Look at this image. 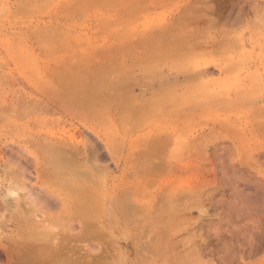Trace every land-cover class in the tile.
<instances>
[{"label":"rangeland","instance_id":"1","mask_svg":"<svg viewBox=\"0 0 264 264\" xmlns=\"http://www.w3.org/2000/svg\"><path fill=\"white\" fill-rule=\"evenodd\" d=\"M98 1L0 0V264L13 242L36 236L21 227L27 192L47 214L66 211L68 190L41 174L48 142L95 145L97 161L78 159L88 172L76 180L108 221L105 264H264V0ZM153 39L199 46L180 71ZM147 42L159 70L131 84L127 106L125 81L143 73ZM75 83L100 94L89 101L97 111L70 97ZM163 84L175 96L130 124Z\"/></svg>","mask_w":264,"mask_h":264},{"label":"bare ground","instance_id":"2","mask_svg":"<svg viewBox=\"0 0 264 264\" xmlns=\"http://www.w3.org/2000/svg\"><path fill=\"white\" fill-rule=\"evenodd\" d=\"M84 1L86 2V0H84ZM118 2H119V0H118ZM79 3L82 4V2H80V1H79ZM124 3H126V2L124 1ZM35 4H36V2H35ZM109 4L110 3H108V5ZM207 6H209V5H207ZM207 6H205V7H207ZM207 8H206V10H208L210 12L209 13L208 11H206L207 14L209 13V15H210L211 13L212 14L214 13V12H211L212 10H214V8H211L210 7V10L211 11L209 9H207ZM76 9H78V8H75V10ZM201 9H204V7H202ZM72 10H74V9H72ZM195 10L196 9H194L193 10L194 12L192 11L191 14H190L191 16L188 15V17H193L194 14L196 15ZM83 11H84V6H83ZM204 11H205V9H204ZM204 11L201 10L200 12H204ZM186 12L187 11H185L184 13H186ZM211 18L214 19V17H212V16H211ZM211 18L210 17H207V19H209V20ZM196 20H198V19H196ZM217 21H218V19H217ZM212 23H213V21H210V24H212ZM170 31L171 30H169V32ZM152 37H154V35H152ZM152 37H150V38H152ZM172 37H174V36H172ZM165 38L166 37L161 38V39L164 40ZM60 40H61V38H60ZM155 40L158 41L159 39H155ZM163 40H160V41H162V42H160V44L161 43H164ZM157 41L155 43V41L153 39V43L155 44L156 50H157V48H160L161 47V46L157 47V45H158L157 44ZM150 42L152 43V41H150ZM181 42H182V40H181ZM151 43H148L147 42V43H145V45L147 44L146 46L149 48V47H152L153 46V45L150 46ZM175 44H177V43L174 42L173 45L171 43L172 46H170V45L167 46L166 45L168 47V50L166 49L167 47H165L164 44H163V46H164L165 49L163 48V46L160 48L162 50L164 49L163 51L159 49L160 50V56H161V53L163 52L162 54H163V56H165L164 58L169 57V58H171V60H174V62H175V68L178 67V68H180V71H183L184 65L186 63L185 61H187V60L189 61V59L191 57V54L190 55L189 54L188 55L185 54L187 52L186 49L187 48L188 49H191V48H193V46L194 47L195 46L197 47L199 45H197L196 42L195 43H192V41H191V44H190V42H183V43H178L177 46H174ZM147 47H146V50L148 49ZM136 49L137 48H134L135 51H137ZM154 49H152V50L150 49L151 51L148 53V58L146 59V61H142L143 63L145 62V66L142 67L143 68V71H142L143 73H141V74L139 73L140 75L137 78L136 77L135 78L134 77H129V80L126 79V81H125V88H126L125 89V92H126V97L127 98L126 97H124V98H126V100H127V102H125V104L128 103L127 106H132V101H135L134 100L135 94H134V96H133V94L132 95L130 94V92H131L130 89H132L131 87H133V85L131 86V84H133L134 82H139L140 79H143L144 76L146 74H148L147 72L152 71L154 73V71L156 72V70L158 69L157 68L158 67V60H160V59L157 60L156 57L154 56L155 55V50ZM150 58H151V61L149 62V59ZM110 59H108V61L105 59V62L104 63H107V65L110 66V69H111L112 61L109 62ZM165 60H164V62H166ZM87 61H89V60L87 59ZM84 62H86V60H84ZM162 62H163V59H162ZM136 63H137V61L134 63L135 66L137 67ZM107 65L106 66L103 65L104 68L102 66L100 68L103 69L104 72L106 70V67H107V70H110ZM89 66H90V61H89ZM133 66L134 65L132 64V67ZM87 67H88V65H87ZM136 67H134V68H136ZM89 70H90V67H89ZM103 70H101V71H103ZM176 70H177V68H176ZM91 72H93V71L91 70ZM87 73H88V71H87ZM89 73H90V71H89ZM93 74H94V77L96 79L95 73H93ZM203 75L204 74L202 72L196 73V75H192V76H194L192 78V81H196V77L201 78ZM192 76H189L187 79H189ZM171 80L173 81V79H171ZM143 82L146 83L145 81H143ZM154 82H156V80ZM188 82L190 83L189 80H188ZM140 83H142V82H140ZM75 84H76L75 87L74 86H71V88L73 87L74 89H77V88L79 89V87L76 88V86H77L78 83H75ZM73 85H74V83H73ZM161 87L162 88H160L159 93L158 94H155V95H152V97L150 96L151 98H149V100L143 102L141 108H139V106H137L138 109L135 108V112L137 110V113L134 112L135 115L133 114L134 115L133 118L131 117V119L129 120L131 122H129L128 120H127V122H129L132 125L139 124L141 121H144L149 115L155 114V112L157 111V109H159L162 106L163 100L169 99V98H171V96H173V97L175 96V94H176L175 92L176 91H175V88H174V86L172 84H169L168 87L167 86H164V84H163V85H161ZM145 88L147 90H149L148 86H146V85H145ZM78 89H77V92L80 91L79 92L80 95H78L79 93H77L76 90H72V93H74L73 91H75V94H72L73 96L70 95V97H73V99L75 98L74 101L76 103H78V105H80V106L82 105V107H85L86 108L87 106H89L91 108L92 107L96 108V105L93 106L89 101H91L95 97L98 98L100 96V94L98 95V97L97 96L92 97L93 94L91 96H88L89 93H90L89 90H88V88H86V90H88L87 92H89L88 94L85 93L86 92L85 89H84L85 91L82 90V87L80 88L81 90L80 89L78 90ZM68 91L65 90V92H60V96H62V97L65 96V98H66V96L68 97V93L69 92L71 93V91H69V92ZM83 91H84L85 94H87L88 97H90L89 99H87L88 97L86 95H84V94L81 93ZM122 91L124 93V90H122ZM152 94H153V92H152ZM81 97H83L84 99L81 98ZM95 100H94V102H97ZM88 103H89V105H87ZM94 104H96V103H94ZM175 104L177 105L178 103H175ZM127 106H125L123 108L127 110V108H126ZM91 108H89L90 110L88 108L87 109L89 111H91V112L93 110L94 111H97L94 108H92V110H91ZM49 109H50V106H47V110H49ZM47 110H45V111H47ZM75 112H76V110L74 111V113ZM125 112L128 114L129 111L128 112L125 111ZM131 116H132V114H131ZM128 117H129V114H128ZM129 126H131V125H129ZM47 144L48 145H47V148L46 149H48V152H50L51 154H49L48 157L46 158L47 154L45 155L43 153V158L46 161V163H45L46 168L44 167L41 170V174H42V177L45 178V180H49L50 182L52 181V183L55 182L56 184L63 185L62 187H64L65 189L68 190L69 193L67 194V196L64 195L62 197V199L65 202V206H67L66 207V211L64 213H62V214H52V215L47 214L44 211L45 209L42 210L41 207H38L39 205H37L36 202H34V199L33 198L31 199L30 198V195H27L28 192L27 193L25 192L26 194L22 198L23 201L24 200L25 201L23 202L22 199H21V201L24 203V206H25V208H23L24 211H23V217H22L23 220L21 222V227H22V229L25 228V230H31V229H35L36 230L37 229L36 236L35 237H32V239L26 238V239H23L22 241L13 242V244H14L13 246L15 248V252H14L15 254H13V256H10V257L8 256L9 257L8 264H103V263L105 264V263H107V257H108L109 247L108 246L106 247V245H107V228H106V224L104 222H108V221H106V220H103L102 221V220L96 218L94 216V214L92 212H90V211H92V210H90L91 209V206L90 205L93 204V195L91 194L92 191H91L90 188L87 189L89 186H86L85 187V185H84L83 182H81L79 180H76L77 177L79 178L80 176H83V177L86 176L87 175V172H88L87 169L84 171L85 174L82 171V169L85 167L83 165H85V164L87 165V163H84L83 165H81L82 162L81 161H78V159L79 160L85 159V160L89 161V160H92L91 158H93L92 162L94 160H96L95 158L97 157L96 156L97 153L96 152L94 153V152H91L90 151L93 148H95V145L93 147H91L90 150L87 149L89 152L88 151L87 152L84 151L83 153H79V151L73 150L72 147H68L67 144L66 145H62V146L54 145V144H51L50 142H48ZM65 148L67 150H64ZM89 155H91V156H89ZM94 156H95V158H94ZM89 157H90V159H89ZM11 172H13V174L16 177H17V175H19L21 173L20 171H19L20 172L19 173L17 169L14 170L12 168H11ZM20 175L22 177V174H20ZM80 178H82V177H80ZM18 188L19 187H17V189ZM21 192H24V191H21ZM17 193H19V192L17 191ZM21 195H23V194L21 193ZM21 201H19V202H21ZM18 206H20V204ZM88 212L90 214H88ZM37 213L40 214L39 216L42 215L41 217H42L43 222H41V219L37 218ZM89 215H91V216H89ZM35 218L36 219H39V220H36ZM14 223H16V221H14ZM38 229H41V230H39V232H38ZM45 238H46V241H45ZM52 238H55V241L54 240L51 241ZM79 241L85 243L83 245V248H78V246L75 244L76 242H79ZM99 241L102 242L104 248H102L101 242H99ZM95 242H98L95 245H98L99 252H98V249L96 250L97 251L96 252L92 248V245ZM101 248H102V250H101ZM82 250H84V252H82ZM87 254H90L91 255L90 257H88L89 259L86 258L89 261L83 259L84 256L87 255ZM92 256L93 257H96L95 260L94 259L92 260V258H93Z\"/></svg>","mask_w":264,"mask_h":264}]
</instances>
